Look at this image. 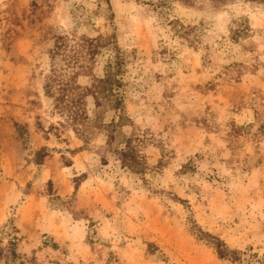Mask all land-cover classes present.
<instances>
[{
	"label": "rangeland",
	"instance_id": "374dc122",
	"mask_svg": "<svg viewBox=\"0 0 264 264\" xmlns=\"http://www.w3.org/2000/svg\"><path fill=\"white\" fill-rule=\"evenodd\" d=\"M241 16L251 29L234 40ZM71 31L126 54L123 109L83 97L91 118L117 123L112 143L102 126L86 144L45 94L49 50ZM135 136L144 172L118 153ZM0 264H264V4L0 0Z\"/></svg>",
	"mask_w": 264,
	"mask_h": 264
},
{
	"label": "trees",
	"instance_id": "16d2710c",
	"mask_svg": "<svg viewBox=\"0 0 264 264\" xmlns=\"http://www.w3.org/2000/svg\"><path fill=\"white\" fill-rule=\"evenodd\" d=\"M216 6L226 5L238 0H213ZM257 1L264 4V0H246ZM174 21L173 24H176ZM230 32L234 40L246 36L250 31L249 19L241 16L233 21ZM184 37L189 39L192 36L191 43L199 38L198 27L181 26L178 30ZM199 40V39H198ZM111 47L113 53L108 58L105 65V75L103 77H93V83L89 87L82 88L78 84L77 78L83 73H87V67L91 61H94L104 47ZM50 69L45 76L44 89L45 94L54 100V107L63 117L60 124L63 127H71L77 135L85 134V143L88 144L92 127H105L108 132L109 142L115 140V130L117 123L113 120L109 124L102 122L101 114L95 118L88 115L85 107L84 96L92 95L97 107L109 106L111 109L120 111L123 109L124 96L116 89L121 87L122 80L119 76L124 71L126 63V54L117 44H113L110 37L99 35L95 38L86 36H77L75 31L58 35L54 38V45L49 50ZM81 95L79 96L78 92ZM100 125V126H99ZM55 128V135H59L60 130ZM47 133V131H45ZM147 138L143 136L129 137L125 141V147L118 151L122 165L135 172H144L149 166L148 157L143 153L142 148L147 143ZM164 149V148H161ZM42 152H37L41 155ZM166 154L162 150V158L159 159L156 167L164 166ZM14 244V242H11ZM217 251L220 258L229 259L233 262L238 261V251L230 249L227 246L217 245Z\"/></svg>",
	"mask_w": 264,
	"mask_h": 264
}]
</instances>
